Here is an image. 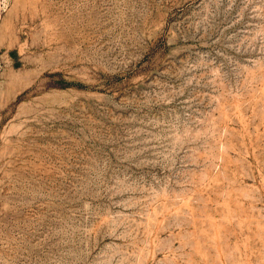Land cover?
I'll use <instances>...</instances> for the list:
<instances>
[{
  "label": "rangeland",
  "instance_id": "374dc122",
  "mask_svg": "<svg viewBox=\"0 0 264 264\" xmlns=\"http://www.w3.org/2000/svg\"><path fill=\"white\" fill-rule=\"evenodd\" d=\"M0 264H264V0H0Z\"/></svg>",
  "mask_w": 264,
  "mask_h": 264
}]
</instances>
